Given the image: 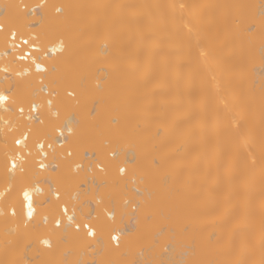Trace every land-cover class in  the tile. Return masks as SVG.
<instances>
[{
    "label": "bare ground",
    "instance_id": "obj_1",
    "mask_svg": "<svg viewBox=\"0 0 264 264\" xmlns=\"http://www.w3.org/2000/svg\"><path fill=\"white\" fill-rule=\"evenodd\" d=\"M37 1L36 14L0 1L6 30L42 46L63 42L44 63L55 66L46 82L70 122L72 157L35 178L55 182L65 201L74 193L86 215L96 195L116 218L99 214L92 239L43 225L47 208L26 221L21 190L36 170L28 159L13 178L5 162L23 126L35 140L56 125L45 110L43 124H17L0 110V264H264V0H23ZM8 51L0 33V67L11 74L0 91L40 101L34 74L15 76L23 67ZM83 148L103 163L101 174L72 171ZM75 181L89 189L72 191ZM131 181L134 212L122 201ZM114 229L117 246L108 240Z\"/></svg>",
    "mask_w": 264,
    "mask_h": 264
},
{
    "label": "snow or ice",
    "instance_id": "obj_2",
    "mask_svg": "<svg viewBox=\"0 0 264 264\" xmlns=\"http://www.w3.org/2000/svg\"><path fill=\"white\" fill-rule=\"evenodd\" d=\"M37 7H44V5H38ZM180 7H184L181 5ZM35 11V9H33ZM57 13H62L63 8L57 7ZM0 33H5V41H11V47L15 50L19 47L15 43L18 38V32L15 28L5 29L4 25L0 24ZM21 44L25 45L26 47L20 51L18 54L15 55V58L20 61H30V64L34 66L36 73H46L51 71H55V66L49 69L43 62L50 61L53 59L56 51L58 50L56 47L51 49L43 48L37 41L38 37L32 36L31 38L20 36ZM59 50H63V42L61 41ZM51 53V55H50ZM7 71V69H5ZM29 69L25 68L24 72L18 73V75H26L28 74ZM41 84L43 85V80L41 79ZM40 92H46L47 89L45 87H41L39 89ZM36 93H33V97ZM69 96L74 95L72 92L68 93ZM47 105L49 109H52L53 101L49 99L47 101ZM40 108V105L36 103L35 99H33L30 103H28V114L26 115L25 111V97L20 94L15 88L9 87L6 90L0 91V110L4 113H11L16 118V123L20 124V122L24 121L25 119L32 121L34 118L32 117V112H37ZM55 114V113H54ZM3 117H0L2 120ZM4 123L6 125L12 126V122L5 120ZM40 124H43L44 121L40 120ZM25 130L20 132V135L13 139V144L15 146L13 153L7 156V160L5 162V169L10 174L11 177H16L17 171L23 173L25 171L24 166L22 163H18L19 160H25L27 157H33L32 149L30 148L28 141L30 140L32 134V128L28 126H23ZM61 131V135H62ZM51 140V137H46L45 139H38L35 142V149H36V157H40L41 159L37 160V168L38 170H46L47 166L44 164L42 158H46L48 155V150H54L53 143L48 142ZM26 153V156L24 155ZM68 156L72 155L71 151H68ZM115 156V153L113 154ZM36 157H33L36 159ZM79 167V165L77 166ZM97 167L101 172H103L104 165L103 163H98ZM118 171L121 175L126 172V169L123 166L118 167ZM39 171L34 172L33 176L34 179L31 183L26 184L25 187L22 188V201H21V208L22 210L26 209V216L28 220L33 219L37 208H47L50 209L51 217H52V225L54 229H60L61 227L64 228H74L76 232H80L81 230L84 231L87 237H96L97 230L99 227L98 221L100 219L99 213L82 215L81 219H77V211L78 209L73 206L69 207L67 201L62 198L61 191L59 188H53L51 182L44 181V183L49 184V188L47 193H45L44 188L41 187V180L35 177H38ZM7 192H11L12 188L9 185L6 189ZM5 193L0 192V196H3ZM43 197V199H41ZM12 215H16L15 208L12 210ZM104 215L107 217L108 220L114 221L116 218V213L113 209H105ZM67 221L65 224L64 221ZM49 220V215H44L43 221L47 224ZM93 221H97L94 223ZM115 232V230H114ZM120 234H113L111 239L113 241H119ZM42 243L46 247H51V243L48 239L42 240Z\"/></svg>",
    "mask_w": 264,
    "mask_h": 264
},
{
    "label": "built area",
    "instance_id": "obj_3",
    "mask_svg": "<svg viewBox=\"0 0 264 264\" xmlns=\"http://www.w3.org/2000/svg\"><path fill=\"white\" fill-rule=\"evenodd\" d=\"M1 1V0H0ZM19 8L21 10H26L32 14H36L39 12V10L41 9L40 7H37L38 5H42L43 4V1H37L33 4H31L30 6H26L23 2V0H16ZM33 9H35V11H33ZM1 12H2V7L0 6V24L4 25L3 22H2V16H1ZM20 36H23V37H28V38H31L32 36H28V35H24V34H20L18 32V38L17 40L15 41V43L17 45H19L18 48H16L15 50L11 47V41L9 40L7 42V45L9 47V53L12 55L14 61L20 65L21 68L19 71L13 73L15 76H20L18 75V73H22L24 72L25 70V66L26 68L29 69V71H31L33 74H34V77H35V80H36V83L39 87V89L41 87H45L47 89L46 92H40L39 90V94H40V101H36L37 104L40 105V108L37 112H32L31 115L32 117L34 118L32 121L33 122H36V123H39L40 120H42V117H43V112L42 110H45L48 112L49 116L51 118H56L58 116V112H57V109L54 105V98H55V92L52 91L49 87H48V84L46 82V77H47V74L48 72L46 73H36L35 71V68L34 66H32L30 64V61H20L18 59L15 58V55L18 54L20 51H22L26 46L21 44V41H20ZM38 42V41H37ZM39 43V42H38ZM40 44V43H39ZM42 46V45H41ZM59 43H51L50 45H47V46H42L43 48H47V49H51L53 47H56L58 50L56 51L55 55L56 54H59L61 52V50H59ZM51 55V53H50ZM44 63V62H43ZM45 64V63H44ZM46 65V64H45ZM11 74L7 73L5 71V69H2L0 67V77L1 78H5V77H8L10 76ZM25 76V75H23ZM41 79L43 80V85L41 84ZM69 92H66V94L68 95ZM69 96V95H68ZM69 97H73L72 96H69ZM51 99L53 101V106H52V109L50 110L48 105H47V101ZM25 111H26V115L28 114V104L25 105ZM55 113V114H54ZM27 120V119H25ZM62 124L59 125V126H56V128H54L52 130V133H51V140H49L48 142H52L53 143V148L54 150H48V155L46 158H42L43 159V162L44 164L47 166L46 170H38L37 168V160L38 159H41L40 157H36V149L34 147L35 145V142L38 140V139H45V138H37L35 140H29L28 141V144L30 146V148L32 149V152H33V157H36V159H34L33 157H27L25 160H19L17 161L18 163H22L23 166L25 165L26 161L28 159H31L32 161V164L34 166V169L36 171H39V173H44V172H54L57 170L58 168V165H59V162L61 160H66V159H69L72 157L71 156H68L67 153L68 151H71V148L69 147L68 143H69V139L72 135V130H71V126H70V122L67 121V120H64L61 122ZM25 130V128H23L22 130H19L17 136L20 135V132ZM61 131H62V135H61ZM14 137V138H15ZM13 148H15L14 144H13ZM72 152V151H71ZM114 152H109L108 153V158H115L116 157V154L115 156L113 155ZM24 155L26 156V153H24ZM98 163H101L98 161L96 155L94 153H90L89 151H83L82 152V159L81 160H76V159H73L70 163V167L72 169L73 172H83L87 175H90L92 177V175H95V174H101L102 172L99 170V168L97 167V164ZM79 165V167H77ZM119 166H123L125 168V166L122 164H120ZM118 166V167H119ZM117 172L119 174V176H122L119 171H118V168H117ZM44 181H49L51 182L53 188H58L57 185L55 184V182L51 181V180H47V179H44L42 180L41 182V187L42 185H44L48 191V188H49V184L48 183H44ZM89 182L87 184H80L79 187L83 190V189H89V186H88ZM94 186H96V184H94ZM138 186L135 185L132 181L130 183V186H129V191L130 193H133L134 195H139V191H138ZM22 197V195H21ZM76 195L73 193L71 196H70V201L68 202L69 204V207L71 209V207L75 206L78 211H77V219L80 220L82 215H86L84 214L80 209H79V206L77 204V201H76ZM23 199V197H22ZM123 203H125L127 205V207L131 210V211H135L136 209V205L134 204V202L129 198V197H124L123 198ZM85 206L87 207L88 209V214H93L95 215L96 213H99V214H102L105 219H107V217L104 215V210L105 209H111V204L110 203H105V202H102L100 201V198H98L96 195H93L91 197V199L87 200L85 202ZM25 212H26V209H25ZM34 218V217H33ZM25 219L26 221H31V220H28L26 214H25ZM108 220V219H107ZM110 221V220H109ZM41 223L43 225H45L44 221H43V218L41 220ZM47 223H50L52 225V219H49ZM64 223L66 224L67 221L65 219ZM53 226V225H52ZM64 228V227H63ZM69 229H72L75 231L74 228H71L69 227ZM115 230V232H114ZM112 230V232L110 233V235L108 236V240L110 242V244L112 246H117V244L119 243L120 241V238H119V241H113L111 239V236L113 234H117L119 233L121 235V231L118 230V229H114ZM81 233H84L83 230L80 231ZM85 235V233H84ZM86 236V235H85ZM87 237V236H86ZM88 238H93V237H88ZM43 240V239H42ZM42 240H41V243H42ZM43 246H45L43 243H42Z\"/></svg>",
    "mask_w": 264,
    "mask_h": 264
},
{
    "label": "rangeland",
    "instance_id": "obj_4",
    "mask_svg": "<svg viewBox=\"0 0 264 264\" xmlns=\"http://www.w3.org/2000/svg\"><path fill=\"white\" fill-rule=\"evenodd\" d=\"M17 5H18V4H17ZM132 15L134 16V14H132ZM133 19H135V18H133ZM133 21H134V20H133ZM133 24H134V23H133ZM100 71H101V70H100ZM101 72H103V71H101ZM97 74H98V73H97ZM99 74H100V73H99ZM96 82H97V81H96ZM99 82H100V81H99ZM95 86H96V84H95ZM65 93H66V91H65ZM66 96H68V95H66ZM68 98H69V96H68ZM71 98L73 99V97H70V99H71ZM91 105H92V104H91ZM89 110H91V108H90ZM111 113H112V112H111ZM70 114H71L72 116L75 115L74 112H72V113H70ZM66 117H67V115H65V116H63V117L57 116L56 118H53V121L55 122V125L57 126V125H59V124L63 121V119L66 118ZM109 117H111V116L109 115ZM62 118H63V119H62ZM55 120H56V121H55ZM139 137H140V136H139ZM141 138H142V135H141ZM85 148H87V147L85 146ZM85 148H83V149L85 150ZM81 152H83V151H81ZM108 152H111V150H107V152H106L107 155H108ZM80 154H81V153H80ZM81 156H82V154L80 155V158H79V159H82ZM78 157H79V156H78ZM96 157H97V156H96ZM79 159H78V160H79ZM97 159H98V161H100L99 158H97ZM76 160H77V159H76ZM100 162H101V161H100ZM75 183H76L77 185H76ZM80 183H81V182H76V181L73 182V184H72V188H71L72 191H75V189H76V191H78V190L81 191L82 189L79 187ZM73 185H74V186H73ZM80 194H81V193H79L78 196H80ZM127 196H128L130 199L132 198V194L129 193V191L127 192ZM122 197H123V196H122ZM135 210H137V209H135ZM19 243H20V244H19ZM18 244L21 245V242H18ZM179 244H180V243H179ZM181 246L184 247L185 245H182V243H181ZM179 247H180V245H179ZM185 248H186V247H185ZM185 248H184V249H185ZM162 249H164V248L162 247ZM184 249L182 248L181 250H184ZM179 252H180V251H179ZM207 252H208V251H207ZM204 256H205V257L207 256L206 253H205ZM204 256L201 258L202 260L204 259ZM206 258H208V256H207ZM206 258H205V259H206ZM25 259H26V260L24 261V263H31V262H33V261H32L31 259H29V258H26V257H25ZM136 259H137V257H136ZM201 259H199V261H197V262L200 263V261H202ZM29 260H30V261H29ZM133 260H135V259H133ZM186 260H187V258H186ZM206 260H207V259H206ZM208 260H210V259L208 258ZM28 261H29V262H28ZM203 261H204V260H203ZM203 261H202V262H203ZM186 262H187V261H186ZM204 262H206V261H204ZM204 262H203V264H206V263H204ZM136 263H137V261H136ZM188 263H189V262H188ZM207 263H209V262L207 261ZM62 264H67V263H66V262H63ZM182 264H184V263H182ZM195 264H196V263H195ZM197 264H198V263H197Z\"/></svg>",
    "mask_w": 264,
    "mask_h": 264
}]
</instances>
